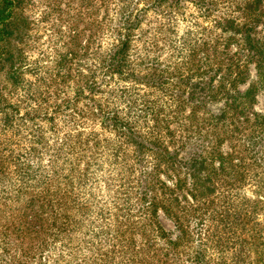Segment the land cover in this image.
Here are the masks:
<instances>
[{
	"label": "rangeland",
	"instance_id": "374dc122",
	"mask_svg": "<svg viewBox=\"0 0 264 264\" xmlns=\"http://www.w3.org/2000/svg\"><path fill=\"white\" fill-rule=\"evenodd\" d=\"M236 2L242 0H205L199 9L192 0H27L25 15L33 39L26 49L21 85L13 90L0 84L5 99L0 106V147L8 154L4 159L9 173V179L0 181V218L14 222L6 253L0 247V260L175 264L176 259L186 264L192 251L177 252L168 244H178V226L160 209L153 214L163 201L158 180L169 188L173 180L155 173L150 162L135 163L131 147L113 126L114 115L126 128L144 135L156 116H168L176 104L164 90L135 83L132 73L142 77L152 73L148 68L155 74H167L166 69L171 77L185 78L196 71L193 63L201 66L200 73L209 67L215 70L210 73L209 68L202 76L205 81L212 78L211 89L227 76L224 66L229 65L239 95L251 85L257 87L249 114L264 115L255 64L240 34L232 39L233 31L222 26L226 20L245 19ZM263 28L259 24L257 31ZM74 29L83 35L82 47L90 37L88 54L80 50L77 59L59 68L57 61L68 52ZM126 33L131 41L130 71L122 76L110 68L109 54ZM218 66L223 67L217 70ZM220 106L207 105L206 110L217 114ZM189 109L185 107V114ZM5 113L12 115L7 124ZM177 121L184 123V116ZM221 149L228 151L227 144ZM184 193L174 195L182 205ZM242 195L264 203V189L251 183ZM29 197L39 200L33 205L43 228L19 243L22 236L15 226ZM155 221L165 238L152 230ZM189 233H196V245L199 230L189 228ZM205 255L210 264H217L209 259L210 251Z\"/></svg>",
	"mask_w": 264,
	"mask_h": 264
},
{
	"label": "trees",
	"instance_id": "16d2710c",
	"mask_svg": "<svg viewBox=\"0 0 264 264\" xmlns=\"http://www.w3.org/2000/svg\"><path fill=\"white\" fill-rule=\"evenodd\" d=\"M192 1L199 9L200 3L205 2ZM263 3L264 0L236 2L245 19L240 18V22L226 20L221 25L233 31L232 39L240 34L241 45L257 70L258 90L264 94V30L257 31L259 24L264 25ZM26 5L27 0H0V84L5 82V89L10 87L14 90L21 85L26 49L32 44L33 30L25 15ZM74 32L69 47L65 45L68 52L57 61L59 68L67 60L77 59L80 50L84 53L89 49L90 37L87 36L86 45L82 47L79 38L83 35L77 29ZM130 47L131 41L126 33L109 54L113 72L122 76L129 74ZM191 61L195 62V58ZM220 63L225 65L223 59ZM192 67L196 71L193 69L185 78L171 77L172 73L166 69L167 74H155L148 68L152 73L142 77L133 72L131 76H136L135 83L139 82L147 89L164 90L176 107L168 116H156V123L144 135L126 128L127 125H122L117 115H114L113 126L131 147L135 163L150 162L155 173H162L173 180L171 188L158 180L164 190L163 201L154 207L153 214L160 209L178 226L181 233L178 244H168L176 251L179 248L192 251L186 264H210L205 255L208 251L213 257L209 259L217 264H264V220L259 221L260 217L264 218V213L259 215L264 203L245 199L242 195L243 188L250 183L264 189V115L249 114L257 87L251 85L243 96L239 95L235 89L236 76L231 78V67L226 65L227 76L217 88L211 89L212 78L206 81L202 78L207 76L210 67L201 73L198 63H193ZM218 67L220 70L223 66ZM214 71L209 69L210 73ZM1 89L0 106L5 100ZM215 103L221 104L219 112L209 113L207 105ZM185 107L190 108L187 114ZM180 115L184 116V123L177 121ZM3 116V123L7 124L8 117L12 115L5 113ZM223 144H227L228 151L221 149ZM4 150L0 147L2 182L9 179L4 159L8 154ZM183 190L186 192L183 197L185 205L174 196ZM37 201L31 197L24 200V208L19 213L20 222L15 226L22 236L19 243H23L30 234L42 231L43 224L36 221L40 211L33 205ZM1 219L5 222L0 224V247L6 253L4 246L14 222L9 217L1 216ZM155 224L151 226L155 235L158 232L165 238L156 221ZM189 228L199 230L201 239L196 245H192L196 233L190 235ZM251 251H254L253 256ZM0 264L12 262L2 258ZM36 264L43 263L38 260ZM163 264L168 263L164 261ZM175 264H179L176 259Z\"/></svg>",
	"mask_w": 264,
	"mask_h": 264
}]
</instances>
